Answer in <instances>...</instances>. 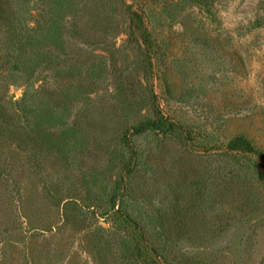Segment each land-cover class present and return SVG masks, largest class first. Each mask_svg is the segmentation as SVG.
Returning <instances> with one entry per match:
<instances>
[{
	"label": "rangeland",
	"instance_id": "rangeland-1",
	"mask_svg": "<svg viewBox=\"0 0 264 264\" xmlns=\"http://www.w3.org/2000/svg\"><path fill=\"white\" fill-rule=\"evenodd\" d=\"M17 2L43 101L24 133L0 79V264H264V0Z\"/></svg>",
	"mask_w": 264,
	"mask_h": 264
},
{
	"label": "trees",
	"instance_id": "trees-1",
	"mask_svg": "<svg viewBox=\"0 0 264 264\" xmlns=\"http://www.w3.org/2000/svg\"><path fill=\"white\" fill-rule=\"evenodd\" d=\"M17 1L0 0V79L24 81L26 91L19 102L29 108L23 113V132L29 134L32 130L37 131L41 123L40 110L30 106L34 104L38 107L43 101V91L33 89L34 83L39 81L37 70L43 63V56L39 51L41 41L29 33ZM28 90L30 93L26 97ZM4 123L0 117V125Z\"/></svg>",
	"mask_w": 264,
	"mask_h": 264
}]
</instances>
